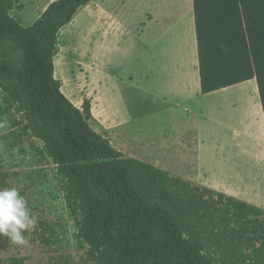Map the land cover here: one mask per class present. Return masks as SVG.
Listing matches in <instances>:
<instances>
[{
    "label": "trees",
    "instance_id": "16d2710c",
    "mask_svg": "<svg viewBox=\"0 0 264 264\" xmlns=\"http://www.w3.org/2000/svg\"><path fill=\"white\" fill-rule=\"evenodd\" d=\"M21 1L0 0V90L56 166L89 261L245 264L242 247L264 246V211L126 157L91 127L90 104L62 92L59 34L93 0H57L27 27L12 15ZM194 10L201 93L256 80L264 112V0H194Z\"/></svg>",
    "mask_w": 264,
    "mask_h": 264
},
{
    "label": "crops",
    "instance_id": "0c3cea01",
    "mask_svg": "<svg viewBox=\"0 0 264 264\" xmlns=\"http://www.w3.org/2000/svg\"><path fill=\"white\" fill-rule=\"evenodd\" d=\"M55 1L32 0L43 7L32 24ZM27 4L14 10L24 16ZM82 9L85 48L77 64L84 82L77 88L83 96L75 106L90 104L91 127L126 157L264 211L257 81L201 93L194 0H93ZM162 114L171 123L158 133L151 122ZM122 135H131L133 145L126 147ZM156 135H174L161 138L171 142L164 162L144 150L156 145Z\"/></svg>",
    "mask_w": 264,
    "mask_h": 264
},
{
    "label": "rangeland",
    "instance_id": "374dc122",
    "mask_svg": "<svg viewBox=\"0 0 264 264\" xmlns=\"http://www.w3.org/2000/svg\"><path fill=\"white\" fill-rule=\"evenodd\" d=\"M31 3L32 0H28L24 16H21L18 9L13 10V15L21 24H32L43 11L40 4L35 2L31 6ZM84 22L82 9L60 32L55 56L56 78L63 82V93L74 105L83 96L77 88L78 84L84 82L82 68L77 62L85 48ZM20 119V115L4 102L0 90V173L5 174L7 180V185L2 189L16 188L28 201V207L39 220L35 230L24 233L30 240L28 246L16 245L9 242L7 237H0V264H15L14 261L19 264H94L87 257L86 245L77 237L75 217L66 207L56 166L41 155L42 143L18 124ZM170 120L169 115H159L155 123L151 122L152 129L158 133L165 132ZM122 136L129 140L126 141V147L133 145L132 137H129L131 135ZM156 136V145L144 147V150L147 156H155L164 162L171 142L164 143L161 140L164 135ZM168 136L170 138L174 135L164 137ZM259 220L263 221L264 215ZM41 221L44 226L40 224ZM259 231L264 235V231ZM254 244L255 246L246 244L242 247L249 255L247 257H250H245V264H259L263 261L262 241L254 240ZM256 249H261V252L258 254ZM242 260L240 257L237 263L243 264Z\"/></svg>",
    "mask_w": 264,
    "mask_h": 264
},
{
    "label": "clouds",
    "instance_id": "9594fccd",
    "mask_svg": "<svg viewBox=\"0 0 264 264\" xmlns=\"http://www.w3.org/2000/svg\"><path fill=\"white\" fill-rule=\"evenodd\" d=\"M37 224L36 214L16 188L0 189V237H7L16 245L28 246L30 240L24 233L35 230Z\"/></svg>",
    "mask_w": 264,
    "mask_h": 264
},
{
    "label": "water",
    "instance_id": "95a60500",
    "mask_svg": "<svg viewBox=\"0 0 264 264\" xmlns=\"http://www.w3.org/2000/svg\"><path fill=\"white\" fill-rule=\"evenodd\" d=\"M86 117V115H84Z\"/></svg>",
    "mask_w": 264,
    "mask_h": 264
}]
</instances>
